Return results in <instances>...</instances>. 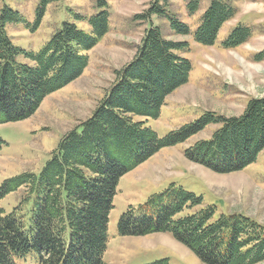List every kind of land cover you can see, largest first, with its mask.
Segmentation results:
<instances>
[{
  "label": "trees",
  "instance_id": "obj_1",
  "mask_svg": "<svg viewBox=\"0 0 264 264\" xmlns=\"http://www.w3.org/2000/svg\"><path fill=\"white\" fill-rule=\"evenodd\" d=\"M50 0H40L32 31ZM95 0L91 17L74 15L63 22L38 51L12 42L8 26L27 24L17 11L0 9V125L30 118L42 101L66 87L88 65L91 51L109 31V2ZM199 0L185 4L188 16ZM237 12L234 0H210L194 31L170 9L169 0H150L135 16L147 24L134 57L114 72V81L90 117L65 133L38 173L23 172L0 185V264H17L27 256L35 264H103L108 243L109 214L118 182L163 148L186 142L215 125L207 140L184 150L186 159L217 174L239 172L254 164L264 150V96L250 99L241 115L225 117L205 112L165 137L145 126L159 117L165 99L188 82L191 63L188 43L167 38L153 19L168 30L202 46H213L223 25ZM248 27L236 26L221 43L223 49L244 44ZM260 57V55L258 56ZM4 142L0 139V148ZM22 190L10 212L1 202ZM170 184L151 195L145 213L132 209L118 223L122 236L164 233L190 250L203 264H259L264 261V228L241 214L215 218L213 206ZM158 264H165L164 262Z\"/></svg>",
  "mask_w": 264,
  "mask_h": 264
},
{
  "label": "rangeland",
  "instance_id": "obj_2",
  "mask_svg": "<svg viewBox=\"0 0 264 264\" xmlns=\"http://www.w3.org/2000/svg\"><path fill=\"white\" fill-rule=\"evenodd\" d=\"M191 0H169L170 9L192 31L210 0H199V10L188 16L185 4ZM40 0H0L19 12L27 24L7 27L14 45L38 52L63 22L75 23L90 32L74 15L91 17L98 12L95 0H50L39 27L32 31ZM150 0L109 2V31L88 52L82 75L66 87L47 96L28 119L0 125V185L23 172L38 173L61 137L86 121L114 81V72L134 57L147 24L135 20ZM235 16L220 29L213 46L195 43L191 36L172 34L167 24L153 19L164 35L188 43L182 54L191 63L188 82L164 101L159 117L148 119L146 127L159 138L197 119L205 112L225 117L241 115L247 102L264 96V0H234ZM238 25L250 28L251 36L242 45L223 49L221 43ZM260 55V57H258ZM217 126L210 125L182 144L163 148L150 159L120 178L108 221V243L103 264H203L185 246L168 234L122 236L118 233L121 215L132 209L134 216L145 213L147 199L170 184L182 187L202 199L201 207L213 206L221 214H241L264 228V150L256 162L242 171L217 174L184 157V150L209 139ZM22 190L1 202L5 212L18 204ZM17 264H35L27 256ZM264 264V261L259 263Z\"/></svg>",
  "mask_w": 264,
  "mask_h": 264
}]
</instances>
